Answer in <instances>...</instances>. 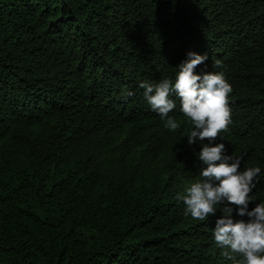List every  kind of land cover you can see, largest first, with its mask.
Segmentation results:
<instances>
[{
	"label": "trees",
	"instance_id": "trees-1",
	"mask_svg": "<svg viewBox=\"0 0 264 264\" xmlns=\"http://www.w3.org/2000/svg\"><path fill=\"white\" fill-rule=\"evenodd\" d=\"M188 52L232 87L216 142L262 169L251 209L264 0H0V264H231L211 238L220 207L196 221L174 199L201 164L179 100L170 132L138 87L174 78Z\"/></svg>",
	"mask_w": 264,
	"mask_h": 264
},
{
	"label": "clouds",
	"instance_id": "clouds-1",
	"mask_svg": "<svg viewBox=\"0 0 264 264\" xmlns=\"http://www.w3.org/2000/svg\"><path fill=\"white\" fill-rule=\"evenodd\" d=\"M207 60V55L188 52L175 67L174 78L159 82L142 80L138 87L170 132L180 127L176 117L170 115L178 99L179 112L189 126L187 142L189 146H201L196 153L201 162L198 178L174 197L183 204V215L206 221L216 216L219 206L222 215L215 220L211 238L221 249V256L231 264H264V201L249 207L256 199L252 193L261 180L262 169L242 168L243 155H227L225 144L216 142L231 124L232 87L223 72L195 71ZM214 66L218 67L219 61ZM133 95L127 92L128 97ZM234 213L240 219H234Z\"/></svg>",
	"mask_w": 264,
	"mask_h": 264
},
{
	"label": "rangeland",
	"instance_id": "rangeland-1",
	"mask_svg": "<svg viewBox=\"0 0 264 264\" xmlns=\"http://www.w3.org/2000/svg\"><path fill=\"white\" fill-rule=\"evenodd\" d=\"M86 233H89V232H86Z\"/></svg>",
	"mask_w": 264,
	"mask_h": 264
}]
</instances>
